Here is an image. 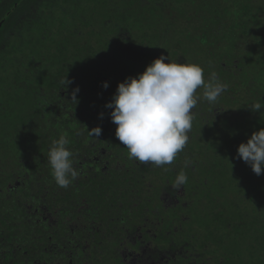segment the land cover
Instances as JSON below:
<instances>
[{
	"label": "trees",
	"instance_id": "obj_1",
	"mask_svg": "<svg viewBox=\"0 0 264 264\" xmlns=\"http://www.w3.org/2000/svg\"><path fill=\"white\" fill-rule=\"evenodd\" d=\"M160 55L199 64L206 81L215 71L229 87L216 104L193 110L196 134L160 167L173 178L184 171L188 181L180 196L169 180L167 191L178 200L152 222L144 238L149 255L177 259L161 264H264V168L258 176L238 157L221 158L264 128V109H250L264 102V0H0V149L17 156L8 155L23 179L2 201L0 264H66L51 260L65 256L66 232L84 244L83 227L108 219L136 179L156 171L128 158L105 104L118 82ZM64 76L71 83L62 87ZM94 126L102 130L96 138L88 136ZM61 134L80 172L67 188L56 185L47 158ZM116 157L121 173L101 170L103 158L110 165ZM36 195L40 208L57 216L55 248L47 241L51 225L33 216ZM77 247L83 250L70 249Z\"/></svg>",
	"mask_w": 264,
	"mask_h": 264
},
{
	"label": "clouds",
	"instance_id": "obj_2",
	"mask_svg": "<svg viewBox=\"0 0 264 264\" xmlns=\"http://www.w3.org/2000/svg\"><path fill=\"white\" fill-rule=\"evenodd\" d=\"M60 83L65 87L71 81L64 76ZM102 86L107 88V82ZM228 87L215 71L210 72L206 81L204 69L199 64L169 61L168 57L160 55L141 73L118 82L105 107L111 109L110 118L116 125L115 136L128 150V158L139 164L164 167L172 164L189 142L195 118L193 110L201 99L196 95L197 89L203 88L204 101L216 104ZM78 91L77 87L71 93L75 103ZM250 109L262 110L264 102L257 101L251 104ZM100 115L102 118L103 113ZM87 130L88 136L94 138L99 137L102 131L99 126ZM69 144L67 135L61 134L52 140L47 154L51 175L60 188H67L80 175L74 167V153ZM236 152L256 175H261L264 168V128L253 131L246 142L238 144ZM191 163L186 158L184 166ZM187 181L185 172L180 171L171 188L179 192Z\"/></svg>",
	"mask_w": 264,
	"mask_h": 264
},
{
	"label": "flooded vegetation",
	"instance_id": "obj_3",
	"mask_svg": "<svg viewBox=\"0 0 264 264\" xmlns=\"http://www.w3.org/2000/svg\"><path fill=\"white\" fill-rule=\"evenodd\" d=\"M195 134L196 130L192 128L189 133V140ZM102 152L105 151L102 150ZM8 155H5L0 149V209H3L2 201L16 192L23 182V179L16 174L17 166L12 167L11 162L13 161L9 159V156H12L18 160L17 156ZM102 160L99 162V167L104 172L112 167L121 173L125 167L119 157H116L110 165L106 158ZM124 163L126 164V162ZM148 166L150 168L151 165ZM154 167L157 168L156 171L151 169L152 171H148L147 176L140 175L141 177L136 179V185L131 189L129 188L128 195L119 203L120 207L114 214H109L110 217L106 220L96 217L92 227H83L86 231L81 237L85 240L84 244L78 245L77 239L79 237H75L76 233L67 231L65 244H60L64 247L65 256L59 258L54 256L51 260H66V264H72L73 260H117L115 262L118 264H161L162 260H177L173 255L169 257H154L155 253L153 256L149 255L153 247L150 244L151 241L145 243L144 240L146 236L152 235L154 230L152 222L158 221L159 218L164 219V210L170 206V203L176 204L178 200L177 195H171L167 191L169 180L175 178L167 176L166 169ZM183 191L184 186L177 194L184 195ZM39 200L40 195H36L34 201L37 207L33 216L37 221L43 220L51 225L52 231L47 241L49 245L55 248L58 243L56 235L61 236L59 232H55L54 223L57 216L44 206L40 208ZM182 204L185 205L186 202L184 201ZM91 232L92 234H90ZM76 246H82L83 250L78 252V247L74 251L70 249ZM146 246L149 249L148 253L144 248ZM90 248L95 249L93 252L86 250Z\"/></svg>",
	"mask_w": 264,
	"mask_h": 264
},
{
	"label": "rangeland",
	"instance_id": "obj_4",
	"mask_svg": "<svg viewBox=\"0 0 264 264\" xmlns=\"http://www.w3.org/2000/svg\"><path fill=\"white\" fill-rule=\"evenodd\" d=\"M62 11L63 10H61V11H57L56 13H57V15L59 16V14H61L62 13ZM40 14H43V12H41ZM30 26H32V24H30ZM53 30H55L54 28H53ZM56 36V35H55ZM199 96V95H198ZM201 97V96H200ZM204 104V100H203V98L201 97V99L198 101V104H197V107H196V109L198 108V107H202V105ZM200 111V110H199ZM198 111V112H199ZM236 157H238L237 156V152L235 151V149H229V151L227 152V151H225L224 152V155L221 157L222 159H225L224 161L225 162H227V161H229V159H234V158H236ZM229 163H231V161H229ZM245 253V252H244ZM245 257L247 258V259H249V260H252V258H249L248 257V254H246L245 253Z\"/></svg>",
	"mask_w": 264,
	"mask_h": 264
}]
</instances>
